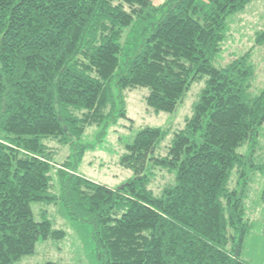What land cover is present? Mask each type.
I'll use <instances>...</instances> for the list:
<instances>
[{
  "label": "trees",
  "instance_id": "16d2710c",
  "mask_svg": "<svg viewBox=\"0 0 264 264\" xmlns=\"http://www.w3.org/2000/svg\"><path fill=\"white\" fill-rule=\"evenodd\" d=\"M250 1L0 0V264L65 235L43 214L35 220L31 204L41 202L90 225L99 264H250L240 256L243 167L264 164L237 150L253 151L264 88L251 93V50L213 63L227 18ZM134 17L143 27L126 54L120 39ZM203 77L181 128L145 126L126 145L119 163L135 176L121 186L76 174L69 160L53 170L47 141L70 145L77 163L86 126L100 125L101 139L125 117V90L146 88L149 108L171 112ZM234 169L240 190L228 188ZM159 171L174 179L155 194Z\"/></svg>",
  "mask_w": 264,
  "mask_h": 264
},
{
  "label": "rangeland",
  "instance_id": "374dc122",
  "mask_svg": "<svg viewBox=\"0 0 264 264\" xmlns=\"http://www.w3.org/2000/svg\"><path fill=\"white\" fill-rule=\"evenodd\" d=\"M161 1L152 0L154 5ZM198 1L204 5L206 3V0ZM150 18L152 17L147 16V21H150ZM136 22L138 17H134L131 27L123 31L120 39L126 54H131L134 45L139 42L143 24ZM263 29L264 0H251L243 9L227 18L224 39L213 61L215 66L223 67L232 58L251 50L249 61L254 68V78L250 88L252 94L264 88V43L260 46L255 45V36ZM130 31L134 33L130 34ZM203 80L204 77L193 82L185 91L182 102L171 112L156 113L149 108L143 98L147 93L146 88L125 90L123 94L125 117L109 126L101 139L98 138L100 125L86 126L81 142L87 147L77 163L70 145H63L54 140L47 141L53 159V170L62 168L65 160H69L76 174L112 188L121 186L135 176L132 171L123 168L119 163L121 155L126 152V145L131 143L135 134L145 126L172 130L181 128L184 118L191 113V106L203 86ZM0 136H4V132L0 131ZM237 151L249 156L253 164H264V123L259 129L253 151L250 152L247 145ZM248 166L249 164L243 167L246 183L243 188L242 203L244 218L249 228L242 241L240 256L250 264H264V170L251 171ZM52 175V190L58 192V180L54 173ZM152 175L154 176L149 188L155 194H159L163 186L170 181L173 182L174 179V172L169 174L159 171ZM238 180L239 172L234 169L228 188L240 190ZM31 209L35 220H41L43 214L51 221L53 228L62 230L65 235L59 239L37 241L33 253L15 264H99L92 250L89 224L69 219L60 202L32 203Z\"/></svg>",
  "mask_w": 264,
  "mask_h": 264
}]
</instances>
